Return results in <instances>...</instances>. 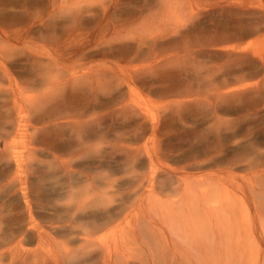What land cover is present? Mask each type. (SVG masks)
<instances>
[{"label":"rangeland","instance_id":"obj_1","mask_svg":"<svg viewBox=\"0 0 264 264\" xmlns=\"http://www.w3.org/2000/svg\"><path fill=\"white\" fill-rule=\"evenodd\" d=\"M263 213L264 0H0V264H261Z\"/></svg>","mask_w":264,"mask_h":264},{"label":"bare ground","instance_id":"obj_2","mask_svg":"<svg viewBox=\"0 0 264 264\" xmlns=\"http://www.w3.org/2000/svg\"><path fill=\"white\" fill-rule=\"evenodd\" d=\"M116 31V30H115ZM1 37H3L1 35ZM82 146V145H81ZM80 146V147H81ZM137 148V147H136ZM139 148V147H138ZM78 184V183H77ZM190 208V207H189ZM262 208V207H261ZM261 211V210H260ZM262 216V223H263V228H264V213ZM219 219H222V217H220ZM203 223V222H202ZM202 223H200L198 220H195V222L190 223L189 227H188V231L187 234L191 239H195L196 236L198 238L202 237L200 236V232L203 231V229H201ZM205 229L207 230L206 235L212 237V238H216L219 237L220 239L223 238V236L229 238V230L231 229V226L229 225V221L227 219V217L225 218V220H219L217 222H210V223H206L205 224ZM213 235V236H212ZM239 235V233L237 234L235 229H234V237ZM224 246L220 247V250L217 251L216 255L218 257V259L221 261V264H243V262L247 259V257L249 256L247 253H245L243 247L239 248L237 246L232 247V251L230 252H223ZM116 249H118L117 247H115ZM114 251V250H113ZM112 250H104L103 252H101L96 259H93L92 257H88L86 258L84 261L86 263H90L92 262V264H95V261L97 264H113L114 262L117 261L118 257L121 255H124L123 252H118L114 251L115 254H113ZM227 254L226 257H229V260L226 261L224 260L226 257H224ZM115 255V258H114ZM186 256V254H185ZM166 259V257H164ZM261 264H264V260L261 262Z\"/></svg>","mask_w":264,"mask_h":264}]
</instances>
